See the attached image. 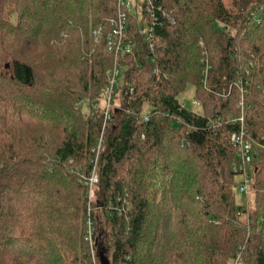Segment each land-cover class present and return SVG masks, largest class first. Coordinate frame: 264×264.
Here are the masks:
<instances>
[{"label": "trees", "instance_id": "1", "mask_svg": "<svg viewBox=\"0 0 264 264\" xmlns=\"http://www.w3.org/2000/svg\"><path fill=\"white\" fill-rule=\"evenodd\" d=\"M152 1L175 23L157 14L150 49L129 14L102 133L114 59L93 32L116 0H0V264H94L90 207L98 264H264V0ZM241 117L248 164L230 140Z\"/></svg>", "mask_w": 264, "mask_h": 264}, {"label": "built area", "instance_id": "2", "mask_svg": "<svg viewBox=\"0 0 264 264\" xmlns=\"http://www.w3.org/2000/svg\"><path fill=\"white\" fill-rule=\"evenodd\" d=\"M139 5H135V13L131 10L130 2L126 0H116L117 4V11L113 18L109 19L107 22V28L100 27L98 30H95L93 32V36L95 37V42L98 41L99 37L101 36L102 32H105V29H108L106 32V49L109 54L112 55L114 62H113V68L107 73L108 82L107 84L101 89L100 95L102 97L104 108H103V126H102V133L107 124H109L112 120L111 112L114 108H116L115 105V99L118 94V87L120 84V74L122 71V65L118 61V58L121 55H127L132 52V45L127 40V20L129 14L137 16V18L142 23V27L140 29L141 34L144 36L146 42L148 43V46L150 49L154 48V40L156 39V31H155V24L161 25L162 23L159 22V17L157 14H159L160 18L163 20H166V22H169L171 25H174L175 21L172 18V15L168 10L161 6V5H155L152 0H138ZM264 12V11H263ZM200 46H202V43H200ZM201 64L204 67L201 76L203 79H206L208 70H209V64L206 53L203 51L201 54ZM157 79L159 77V74L157 72H154ZM193 106H198L197 101H193ZM182 107H185V104L182 103ZM144 120H147L146 116L142 117ZM237 121L240 123V130L238 133H232L230 136L231 142L236 145L239 148V157L242 161V164H248L251 159V145L245 142L244 140V129H243V118H238ZM102 144V138H100L98 142V146L95 151V159H94V168L92 170L91 176L88 179V182L86 185L89 189V201L91 200V196L93 194V187L97 184V176L95 172V165L97 161V157L99 154V150ZM248 180L244 182L240 186V192L246 193L247 186H248ZM93 222L89 218L87 219V232H86V238L92 245V233H91V226Z\"/></svg>", "mask_w": 264, "mask_h": 264}, {"label": "rangeland", "instance_id": "3", "mask_svg": "<svg viewBox=\"0 0 264 264\" xmlns=\"http://www.w3.org/2000/svg\"><path fill=\"white\" fill-rule=\"evenodd\" d=\"M128 2H130V5H131V10L133 13H135V4H136V0H126ZM225 4H229L231 0H223ZM122 73L120 74V77H121ZM102 89V88H101ZM100 89V91H101ZM193 91H194V88L192 85H188L184 94L181 96L180 98V101L181 103H184L185 106L187 108H190L192 110H197V106H193V101H194V98H193ZM95 105V104H94ZM82 111L85 113L87 112V106H86V103H83L82 104ZM96 166V165H95ZM93 168H94V161H93ZM247 170H248V166L246 167ZM96 170V169H95ZM243 179L242 176H237L236 177V182H239ZM240 186L238 185L237 187H235L233 189V194L235 196V201H236V204L237 205H240V206H245L248 202H246V200H249V202H251V192L249 191L247 193V197L245 196L244 193H241L240 191ZM89 191V190H88ZM93 192H94V187H93ZM90 202H92L93 204L97 202V196L93 193L92 196H91V200ZM92 209L93 208H88V214L90 215L91 212H92ZM96 216L98 217V223H97V233H96V236H99V234L101 233V230H102V221H101V217H100V214L97 213ZM94 231H95V228H94V224H92L91 226V233H92V245L90 244V242L87 240V238H85V240L87 241L88 243V246L90 248V254H91V257H92V260H93V263L94 264H98V260H97V256H96V250H95V247H94V244H95V238H94ZM87 232V231H86ZM99 264H107V261L101 257L99 259Z\"/></svg>", "mask_w": 264, "mask_h": 264}, {"label": "bare ground", "instance_id": "4", "mask_svg": "<svg viewBox=\"0 0 264 264\" xmlns=\"http://www.w3.org/2000/svg\"><path fill=\"white\" fill-rule=\"evenodd\" d=\"M172 14V13H171ZM172 17H173V15H172ZM175 20V19H174ZM139 28H141V27H139ZM128 35V34H127ZM129 42H130V40H129ZM154 42H156V40L154 41ZM208 64H209V62H208Z\"/></svg>", "mask_w": 264, "mask_h": 264}]
</instances>
